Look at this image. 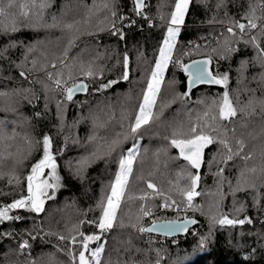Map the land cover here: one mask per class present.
<instances>
[{
	"label": "trees",
	"instance_id": "trees-1",
	"mask_svg": "<svg viewBox=\"0 0 264 264\" xmlns=\"http://www.w3.org/2000/svg\"><path fill=\"white\" fill-rule=\"evenodd\" d=\"M40 2L35 0L34 7L33 0H13L9 8L7 0H0L7 13L0 20L9 26L14 22L16 28L0 30V92L8 93L0 97V205L11 204L26 194V177L43 156L45 136L51 138L60 182L57 188L49 189L53 199L46 200L43 212L28 208L8 212L14 219L4 220L0 226V264H74L72 255L79 251V233L98 232L90 222L99 218L97 205L114 182L120 153L133 143L140 151L115 227L104 237L105 264L109 259L114 264H155L157 250L163 256L161 264H264V109L260 105L264 100V83L260 81L264 68L249 42L251 36H257V43L264 48L260 0H192L157 97L154 111L164 105L160 120L139 143L128 140L111 154L107 145L127 127L126 117L139 102L166 34L173 2L146 0L143 15L134 13V0H47L49 6L43 10L38 7ZM250 5L256 9L250 18L258 27L242 34L235 22L247 24ZM229 27L236 36L227 32ZM226 38L235 51H225ZM125 55L130 68L127 81L122 79ZM197 57H211L217 78L228 76L226 88L215 84L187 91V77L175 61L185 64ZM89 66L94 73L90 77L84 75ZM69 71L72 79L68 78ZM48 73L53 74L52 79ZM55 79H61L62 84L67 81V87L85 79L92 88L86 96L67 101ZM110 81L116 83L101 87ZM225 90L238 109L245 108V114L238 113L231 123L218 122L219 133L224 137L227 131L233 145L236 139L242 140L244 151L223 163L219 162L223 158L219 143L206 148L205 161L215 156L218 163L202 165L197 188L201 195L188 207L180 189L188 186L185 176L192 170L170 140L183 138L181 134L193 125L210 122L217 114L212 102H219ZM186 92L188 96L183 95ZM250 98L254 103L249 106ZM244 154L250 159L245 160ZM84 159L87 163L81 168ZM221 168L223 173L217 175ZM253 168L255 172L250 171ZM148 181L163 195L147 189ZM251 183L255 189L248 188ZM238 187L241 190L235 191ZM145 195L146 199H139ZM166 198L169 203L176 201L170 210L162 207ZM141 207L150 209L152 215L143 219ZM199 209L208 216L199 214ZM180 210L183 215L177 217ZM224 216L250 219L251 223L220 225L212 219ZM188 217L199 223L176 243L148 239L145 234L151 232L137 231L154 221ZM73 236L76 244L71 242ZM202 238L206 240L200 247ZM24 240L29 243L33 261L20 254Z\"/></svg>",
	"mask_w": 264,
	"mask_h": 264
},
{
	"label": "snow or ice",
	"instance_id": "snow-or-ice-1",
	"mask_svg": "<svg viewBox=\"0 0 264 264\" xmlns=\"http://www.w3.org/2000/svg\"><path fill=\"white\" fill-rule=\"evenodd\" d=\"M8 7L12 6L13 0H7ZM173 2V10L170 12V17L167 21L166 26V34L163 37L162 43L158 49V56L154 61V68L150 72V77L146 81V85L142 88L139 96V102L134 106L131 113L126 117L128 120L127 127L123 128V130L116 134L115 138L111 140L107 145L108 153L111 154L116 152L117 149L121 147L128 140L137 141L140 139L148 129L154 125L157 121L160 120V116L162 114V110L164 105L160 106L159 111H154L157 108V97L161 91V84L163 83L164 72L169 63L173 62V54L176 46V38L180 32V26L185 23V17L189 12L190 4L192 0H172ZM202 3H206L207 0H201ZM222 2V0H221ZM33 6L36 7L35 0H33ZM47 0H41L38 7L43 10L48 7ZM145 0H135L134 3V11L136 15H143V9L145 8ZM220 4H217L219 7ZM261 10L264 11V0H260ZM256 9L250 5V12L246 15V19L248 20L247 24L235 22V27L239 29L240 33H245L246 29H256L258 25L253 22L250 18L251 16H255ZM24 16H28V12L21 13ZM7 15L5 8L0 7V17H5ZM113 16L116 15L115 12L112 13ZM146 18V17H145ZM161 20H164V17H160ZM55 20V17H53ZM120 19H124L120 17ZM147 19V18H146ZM67 28L71 29L72 25H66ZM115 24L113 23V28ZM0 30L2 31H16L14 22L9 26L3 23V20H0ZM227 32L232 36H236V32L232 27L227 28ZM123 38V36H121ZM258 37L251 36L249 42L253 44L254 48L257 51V61L260 63L261 67L264 68V48H261L260 44L257 43ZM72 41H69V45H71ZM224 49L225 51L232 52L235 51L234 48L231 47V41L229 39H225L224 41ZM215 52L216 49H213ZM187 55L188 53H184ZM67 55V53H65ZM3 57V52H0V58ZM177 64L183 68V70L188 74V88L189 92L191 88L196 84H220L224 85L225 88L228 82V76L225 75L222 78L214 77L210 70L209 65L211 64V57L204 60H194L190 64H182L179 60L175 61ZM63 63V61H62ZM125 72L123 73L122 79L128 80L129 74L127 71L128 68V57L125 55L124 60ZM245 64L247 62H244ZM35 64V61H33ZM53 68L56 67L55 64L52 65ZM244 65H242L241 71H243ZM20 75L23 77L25 73L22 71ZM58 76L62 77L63 73H57ZM85 76H93L94 73L91 70V66L89 69L84 72ZM53 74L48 73V78L52 79ZM68 78L72 79L71 71H69ZM256 79V77H253ZM260 81L264 83V73L260 74ZM55 85L58 88H62L65 92V99L67 101H72L73 96L77 92H84L87 90V85L83 83L75 84L71 87H67V81H64L62 84L61 79L54 80ZM113 83L116 81H110L108 84L102 85V88L111 87ZM255 91V90H251ZM184 96H188L189 93L186 92L183 94ZM8 93L0 92V97H6ZM237 103H239V98L237 97ZM254 100L252 98L249 99L248 105H252ZM213 106L217 109V114L211 117L210 122H206L201 125H193L188 129L186 133H182L183 138H173L170 140L171 147L179 150V157H181L184 161L187 162V167L192 171H187L185 178L187 179L188 186L186 188H181V195L186 198L187 206L192 207V201L196 196L201 195L197 188L199 186L200 181V172L202 165L208 163L209 166L211 164L218 163L216 157L214 156L211 161H205V149L214 143H219L221 145V153L223 154V158L219 162L227 163L228 160L233 159L234 156H239L244 151V142L240 139H236L234 145L229 143L227 139V131H225L224 137H221L219 133V127L221 126L218 122H228L231 123L239 114H245V108L240 107L239 109L233 103L232 98L227 90L223 92L222 98L219 102L213 101ZM260 105L262 109H264V100L260 101ZM59 106V105H58ZM208 114L205 113V116ZM2 124V122H0ZM232 132L235 133V129H232ZM212 133H216L213 135ZM177 133H173V136H176ZM235 148V151H234ZM139 145L133 143L129 146L124 152L120 153L118 160V171L115 173L114 182L110 184V191L108 194L100 199L97 207L100 209V215L98 220L91 221L90 223H94L98 232L91 235H85L84 233H79L80 241H79V251L72 255V259L74 264H105L102 260V256L105 254L107 250V241L104 238L106 233H109L115 227L117 221V214L121 208V203L125 198L126 190L129 185V177L132 176L134 165L136 164L137 157L139 155ZM93 156L96 153H92ZM243 158L245 160L250 159V156L244 154ZM87 163V159L80 161V167ZM56 160L52 155L51 151V138L45 136L43 138V156L40 158L35 164L31 166L30 174L26 177L25 187L26 194L21 198L16 199L11 204L6 205L3 208H0V221L14 219V217H10L8 212L12 209H20V208H28L30 211L34 213H41L45 210L44 205L46 200L53 199V196L49 194V189H55L59 186L60 177L56 174ZM49 169L50 172L46 173L45 170ZM224 169H219L217 175H221ZM250 171L255 172L256 169H250ZM243 176V172L241 173ZM50 181H56V183H52ZM248 188L255 189L256 185L254 183L248 184ZM147 189L152 190L153 194L163 195L162 192H159L157 186L148 181L146 184ZM241 189L238 187L235 191H240ZM147 195V194H146ZM145 196L139 197V199H146ZM176 205L175 200H171V203L168 202V198L165 199V203L162 205L164 208L172 207ZM178 207V206H177ZM140 212L143 216H150L151 210L141 207ZM15 219H21L20 217H15ZM216 223L220 225H243L244 223H251L250 219H229L227 216H224L217 220L216 217L212 218ZM195 220H184V221H154L152 226L149 228L139 227L135 224L131 225L133 228H137V231L140 233L144 232H162L165 235H170L176 232L187 231V227L189 224H195ZM120 226L123 227V221H120ZM60 239H65V237L61 236ZM206 238H202L200 242V247L204 246ZM71 242L73 244L77 243L76 237H71ZM91 242H97L96 246L90 248ZM27 243H23L20 245L21 251L24 248H27ZM157 260L155 264H161V260L163 256L157 250ZM106 264H114V262L109 259ZM115 264H120L119 261H116ZM127 264V262H124Z\"/></svg>",
	"mask_w": 264,
	"mask_h": 264
},
{
	"label": "water",
	"instance_id": "water-1",
	"mask_svg": "<svg viewBox=\"0 0 264 264\" xmlns=\"http://www.w3.org/2000/svg\"><path fill=\"white\" fill-rule=\"evenodd\" d=\"M207 58H209V57H197V58H194V59H191V60L187 61L185 64H190V63H191L192 61H194V60H204V59H207ZM125 70H126V69H125ZM209 70H210L211 74H212L214 77H217L216 74H215V71H214V69H213V63H212V60H211V64L209 65ZM127 71H128L129 77H130L129 59H128V68H127ZM183 72H184V74L187 76V90H188V92H189V88H188V74H187L184 70H183ZM124 81H127V80H124ZM79 83H83V84L87 85V90L84 91V92H77V93H75L74 96H73L72 101H73L75 98H77L78 96H86V95L89 93V83H88V81L85 80V79L79 80V81L75 82L74 84H72L71 86H73V85H75V84H79ZM201 85H208V86H210V85H215V84H209V83L196 84V85H194V86L191 88L190 92H191L193 89H195V88H197V87H199V86H201ZM71 86H70V87H71ZM169 220H175V221H181V222L184 221V220H195L196 223H197V219H195V218H191V217H188V218H180V219H165V220H158L157 222H159V221H169ZM196 223H195V224H189L188 227H187V231L176 232V233L170 234L169 236H176V235H183V234H186L191 228H193L194 226L197 225ZM152 224H153V223H151L150 226H148V228L151 227ZM153 232H154V233H158V234H163L162 232H157V231H153Z\"/></svg>",
	"mask_w": 264,
	"mask_h": 264
},
{
	"label": "bare ground",
	"instance_id": "bare-ground-1",
	"mask_svg": "<svg viewBox=\"0 0 264 264\" xmlns=\"http://www.w3.org/2000/svg\"><path fill=\"white\" fill-rule=\"evenodd\" d=\"M135 1V0H134ZM145 2H146V0H145ZM135 13V12H134ZM187 77V76H186ZM202 86V85H201ZM210 86H212V85H210ZM200 87V86H199ZM91 88H92V86H91ZM89 90H90V88H89ZM194 90V89H193ZM192 90V91H193ZM93 91H95V90H93ZM188 91V90H187ZM191 91V92H192ZM65 93V92H64ZM64 93H63V95H64ZM166 210H170V208H166ZM152 215V214H151ZM150 215V216H151ZM147 217H149V216H144V218L143 219H145V218H147ZM3 223H4V220L3 221H0V226L1 225H3ZM151 223H153V222H151ZM150 223V224H151ZM199 223V220L197 219V223L196 224H198ZM150 224L148 225V226H150ZM195 227V226H194ZM194 227L193 228H191V230L190 231H188L186 234H188L189 232H191L192 230H194ZM148 228V227H147ZM140 233V232H139ZM142 234V233H141ZM186 234H183V235H176V236H169V235H165V234H158V233H154V232H151V233H146L145 234V237L146 238H148V239H157V238H159L161 241H163V242H165L166 240H168V239H171L172 240V242L173 243H176V242H178L179 241V239H180V237L181 236H184V235H186ZM1 237V236H0ZM27 243V245H28V247L27 248H24L23 249V251H21V249H20V254H22L24 257H27L30 261H33L34 260V257L32 256V254H31V250H30V246H29V243H28V241H26V240H24L23 242H22V244L23 243Z\"/></svg>",
	"mask_w": 264,
	"mask_h": 264
},
{
	"label": "rangeland",
	"instance_id": "rangeland-1",
	"mask_svg": "<svg viewBox=\"0 0 264 264\" xmlns=\"http://www.w3.org/2000/svg\"><path fill=\"white\" fill-rule=\"evenodd\" d=\"M179 66H180V64H179ZM154 68V67H153ZM165 72H166V70H165ZM165 72H164V76H163V81H164V77H165ZM162 85V84H161ZM91 86H92V83H90V89H91ZM90 91V90H89ZM64 96V95H63ZM140 142V139H138L137 140V143H139ZM52 155H53V153H52ZM57 164V163H56ZM45 172L46 173H48V172H50V170L49 169H46L45 170ZM56 174L60 177V175H59V171H58V165H57V168H56ZM50 182H52V183H56V181H50ZM59 182H60V179H59ZM58 182V183H59ZM163 209H166V208H163ZM198 212H199V214L201 213L202 215H204V216H208L207 214H205L204 212H202L200 209L198 210ZM179 216H177V217H180V216H182L183 215V211L182 210H180L179 211ZM143 216V215H142ZM154 216V215H153ZM176 217V218H177ZM143 218H144V216H143ZM205 226V224H203V227ZM93 247H95V246H91L90 245V248H93Z\"/></svg>",
	"mask_w": 264,
	"mask_h": 264
},
{
	"label": "built area",
	"instance_id": "built-area-1",
	"mask_svg": "<svg viewBox=\"0 0 264 264\" xmlns=\"http://www.w3.org/2000/svg\"><path fill=\"white\" fill-rule=\"evenodd\" d=\"M149 19V21H151V19L150 18H148ZM6 205H8L6 202H2L1 203V205H0V208H3V207H5Z\"/></svg>",
	"mask_w": 264,
	"mask_h": 264
}]
</instances>
